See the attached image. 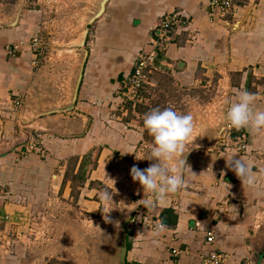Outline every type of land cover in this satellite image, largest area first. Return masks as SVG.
<instances>
[{"label":"crops","instance_id":"0c3cea01","mask_svg":"<svg viewBox=\"0 0 264 264\" xmlns=\"http://www.w3.org/2000/svg\"><path fill=\"white\" fill-rule=\"evenodd\" d=\"M235 6L234 14L214 20L208 0H108L93 21L76 99L71 109L61 110L65 113L35 115L48 106L11 105L29 97L69 100L79 48L73 41L56 47V41L45 35L51 56L48 62L41 61L30 49L31 33L25 28L34 10L25 15L21 9L14 26H0V235L6 231L3 224L19 225L47 197L57 196L63 184L66 193L71 159L76 160L72 173L77 174L95 147L99 151L91 158L96 157L97 169L132 153L141 143L142 129L111 120L109 105L117 100L113 95L121 77L131 72L154 25L166 13L181 11L190 17V24L172 31L159 53L161 68L172 69L182 83L218 72L226 85L227 108L240 92L248 91L256 95L254 110L264 111V87L257 81L263 69L264 0ZM229 16L241 20L236 29L228 25ZM62 50L74 53V58L52 62L54 52ZM241 131L247 136L244 151L219 141L211 147H194L187 155L190 168H185L181 191L153 207H130L123 220L124 264H202V255L209 250L226 253L227 264H243L247 257L253 264H264V131ZM232 133L237 135L238 129ZM38 140L45 157L35 152L22 155L29 142ZM233 156L251 166L254 185L243 184L228 167L227 159ZM159 219L166 229L157 234L154 226ZM208 230L214 234L211 243L206 242ZM171 249L180 252L173 255ZM26 256L0 247V264H27Z\"/></svg>","mask_w":264,"mask_h":264},{"label":"rangeland","instance_id":"374dc122","mask_svg":"<svg viewBox=\"0 0 264 264\" xmlns=\"http://www.w3.org/2000/svg\"><path fill=\"white\" fill-rule=\"evenodd\" d=\"M247 1L233 0L235 4ZM19 6H22L25 15L27 10L36 11L31 15L34 18L31 17L30 24L25 25L28 33H31L30 37L46 35V40L50 37L56 41V47H59L60 43L78 42L83 21L92 11L93 0H0V22H9ZM233 19L229 16L230 24L236 21ZM93 23L88 26L86 43L91 39ZM54 55L52 62L54 59L64 62L70 56L74 58V53L63 50L57 54L54 52ZM48 56H51L50 52L45 48L38 55L43 62L49 61ZM261 60L263 69L260 73H264V57ZM172 73V69L166 68L153 71L150 84L141 90V97L134 106L114 93L117 100L109 105L112 107L109 118L139 126L143 134L141 143L132 153L118 156L108 165L100 164L97 169L96 157L91 158L99 151L95 147L79 170L86 167L77 174L72 173L76 160L71 159L66 176L70 184L66 193L63 192V184L57 196L47 197L38 208L29 211L27 218L19 225L3 224L2 229L6 230L0 235V247L3 251L11 254L18 251L28 253L29 256L24 261L27 264H113L108 257L111 236L122 229L123 220L130 213V207L136 208L144 204L146 196L151 194H145L141 184L131 176L134 165L146 169L154 163L147 160L151 158L154 138L144 127L145 114L157 107H171L181 114L190 113L195 124L190 147L198 137L217 128L227 106L226 85L219 79L218 72L208 76L201 75L191 83H182ZM260 73L257 74V81L262 83L260 87H264V75L261 76ZM68 103V99L34 101L29 97L23 99L21 106L28 109L29 106L45 104L50 108ZM89 164L91 169H96L93 174ZM104 191L113 193V202L105 203L100 199Z\"/></svg>","mask_w":264,"mask_h":264},{"label":"clouds","instance_id":"9594fccd","mask_svg":"<svg viewBox=\"0 0 264 264\" xmlns=\"http://www.w3.org/2000/svg\"><path fill=\"white\" fill-rule=\"evenodd\" d=\"M255 100L254 93L240 92L237 101L232 103L226 112V121L236 129L251 128L256 132L264 131V111L254 110ZM144 127L154 138L151 158L147 159L154 163L146 169L134 165L131 168V176L141 184L145 194L151 193L149 198L144 199V206L149 208L185 187L184 171L186 166L189 167L187 155L191 150L189 142L192 140L195 124L190 113L181 114L171 107H157L145 114ZM235 157L227 159L228 167L243 184L254 185L256 174L251 166L243 158ZM112 195L113 193L104 191L100 199L110 203L113 202ZM165 229L166 225L162 222H157L154 226L157 234L163 233Z\"/></svg>","mask_w":264,"mask_h":264},{"label":"built area","instance_id":"2783aa9c","mask_svg":"<svg viewBox=\"0 0 264 264\" xmlns=\"http://www.w3.org/2000/svg\"><path fill=\"white\" fill-rule=\"evenodd\" d=\"M210 6V18L211 19H225L227 15L234 14L236 6L233 0H208ZM190 24V17L183 14L181 11H174L164 14L154 25L152 33L147 41V47L144 48L138 54L133 68L130 73L121 77L116 93L119 97L125 98V100L132 103L134 106L136 101L141 97L140 92L145 85L150 84V75L153 71L161 68V62L159 53L164 48L166 42L170 40V36L173 30L177 28L185 29ZM230 25V23H228ZM29 46L31 51L39 55L46 46V41L40 35H34L29 39ZM21 102L15 100L12 102V108H19ZM229 108V107H228ZM227 107L224 108V123L223 127L218 135L217 141L220 143L228 144L232 143L238 151H244L246 147V134L238 129V134L233 136L232 131L236 128L232 127L226 121ZM35 152L41 157L46 156V150L38 140L36 142H29L23 149L22 155ZM162 222V220H157ZM155 223V224H156ZM164 224V223H163ZM214 239L212 230L206 232V242L211 243ZM180 250L171 249L173 255H178ZM227 254L217 252L215 250H209L202 255V264H227ZM243 264H253L251 258L247 257Z\"/></svg>","mask_w":264,"mask_h":264},{"label":"water","instance_id":"95a60500","mask_svg":"<svg viewBox=\"0 0 264 264\" xmlns=\"http://www.w3.org/2000/svg\"><path fill=\"white\" fill-rule=\"evenodd\" d=\"M108 0H93V8L91 13H89L83 21V25L81 26L82 35L80 41L78 43H74L75 47L80 49V55L78 59V65L74 72L71 87H70V96H69V103L66 105H62L59 107H50L44 108L43 110L35 113V115L40 114H47L53 113L56 111L71 109L73 107L74 101L76 99V94L78 87L80 85V81L83 74V66L86 60L88 50L85 48L86 45V36L88 33V26L92 23L95 19L100 17L105 9V4ZM22 6L16 8V13L9 22L1 23L4 26H14L18 20L19 14L21 12ZM231 26V24H230ZM232 27V26H231ZM224 110L222 112V118L215 129H211L207 133L203 134L202 136L198 137L195 141L192 142L190 149L197 147V146H208L211 147L216 144L218 135L223 127L224 123ZM84 131L81 133L83 134ZM126 248V239H125V229L122 224V229L120 232L113 234L110 239L109 243V252L108 257L110 260L113 261V264H124V253Z\"/></svg>","mask_w":264,"mask_h":264},{"label":"bare ground","instance_id":"6f19581e","mask_svg":"<svg viewBox=\"0 0 264 264\" xmlns=\"http://www.w3.org/2000/svg\"><path fill=\"white\" fill-rule=\"evenodd\" d=\"M240 22H241V20H238V21H235L234 23H231L232 28L236 29L239 26ZM81 35H82V33H81ZM81 35H80V37H81ZM79 41H80V39L78 40V42ZM78 42H74V43H78Z\"/></svg>","mask_w":264,"mask_h":264},{"label":"trees","instance_id":"16d2710c","mask_svg":"<svg viewBox=\"0 0 264 264\" xmlns=\"http://www.w3.org/2000/svg\"><path fill=\"white\" fill-rule=\"evenodd\" d=\"M169 211H170L169 209L164 210V212H169Z\"/></svg>","mask_w":264,"mask_h":264}]
</instances>
